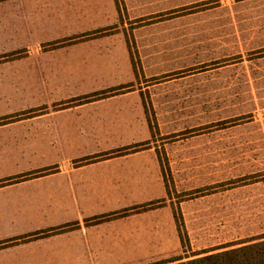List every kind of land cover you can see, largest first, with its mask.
I'll use <instances>...</instances> for the list:
<instances>
[{"label":"crops","instance_id":"1","mask_svg":"<svg viewBox=\"0 0 264 264\" xmlns=\"http://www.w3.org/2000/svg\"><path fill=\"white\" fill-rule=\"evenodd\" d=\"M118 18L115 0H0V243L15 240L0 264H148L181 248L166 200L137 209L166 188Z\"/></svg>","mask_w":264,"mask_h":264},{"label":"rangeland","instance_id":"2","mask_svg":"<svg viewBox=\"0 0 264 264\" xmlns=\"http://www.w3.org/2000/svg\"><path fill=\"white\" fill-rule=\"evenodd\" d=\"M115 1L163 201L186 232L176 253L147 263L263 237L264 0Z\"/></svg>","mask_w":264,"mask_h":264},{"label":"trees","instance_id":"3","mask_svg":"<svg viewBox=\"0 0 264 264\" xmlns=\"http://www.w3.org/2000/svg\"><path fill=\"white\" fill-rule=\"evenodd\" d=\"M107 32H108L107 29H101V30H97V31L89 33V34H85L79 38L102 35V34H105ZM72 41H74V40L73 39L64 40L62 42L50 44L49 46L65 45V44L71 43ZM118 91H120V89L112 90V91H108V92H103V93H98V94H94L90 98L97 99V98H101V97H106L108 95H113V94L117 93ZM145 145H146L145 143L137 144V145L130 146V147L124 148L122 150H119L117 152L118 153H125V152L130 151V150H136V149L142 148ZM110 155H113V154L98 156L97 158L107 157ZM48 171H52V169L48 170ZM5 182H7V181L0 182V185H3ZM163 202H164L163 199H161V200H158L155 202H151V203L139 206L137 209H143L144 210V209H147L149 207L160 205ZM129 211L130 210H127V211L117 213V214H112L109 216L95 217L91 220H88L87 223H97L103 219H108V218L114 217L116 215H125ZM172 212H173V217H174V220L176 223L178 235H179L181 241L184 242L185 241L184 239L186 238V232L184 230V225H183L182 220H181L182 217L178 211L172 210ZM72 227H75V225L68 226L65 228L56 229V230H53L52 232L65 231V230L72 228ZM48 233L49 232H43V233L36 234V236H42V235H46ZM14 242H15V240L14 241H8L5 243H0V247L9 245V244L14 243ZM184 264H264V236L249 239V240H246V241H243L240 243H236V244L230 245L229 247H223L219 251H206V252L193 254L189 259H187L184 262Z\"/></svg>","mask_w":264,"mask_h":264}]
</instances>
